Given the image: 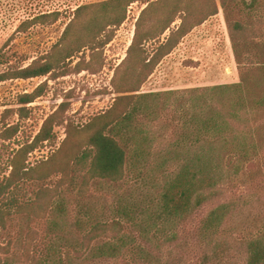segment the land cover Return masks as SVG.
<instances>
[{
    "label": "rangeland",
    "instance_id": "1",
    "mask_svg": "<svg viewBox=\"0 0 264 264\" xmlns=\"http://www.w3.org/2000/svg\"><path fill=\"white\" fill-rule=\"evenodd\" d=\"M99 1L101 0H78L80 3ZM150 2L151 7L141 13ZM69 4L74 5L75 2L0 0V73L26 67L33 61H41L52 53L53 46L58 42L59 46L72 45V41L80 36L81 43H87L90 36H87L86 28L95 22L94 18H99L94 17L96 14H101L95 8L83 11L75 18L73 15L65 17L64 13L56 21L37 23L26 30L16 31L20 21L27 18L32 11L30 8L33 11L40 10L39 7L66 9ZM213 4L217 6V12L203 17L206 9ZM188 5L191 6V15L183 17L184 13L179 10ZM171 10L176 13L175 17L169 15ZM242 17L247 15L242 14ZM170 19L174 21L161 33V29ZM71 20L67 42H60L64 29ZM181 25L183 36H180L181 33L173 34ZM109 33L112 36L107 43L95 49L89 46L82 48L67 59L61 69L57 68L43 76L12 78L0 82V177L8 174L9 161L17 150L30 144L44 120L56 111L57 115L52 120L54 137L38 143L25 156L26 162L31 166L46 160L60 147L65 148L68 141L65 144L63 142L69 130L74 134L71 139L77 142L81 135L78 134L79 131L87 132L86 126L92 118L108 110L115 98L121 95L117 92V87L122 90L137 88L139 93L174 91L168 108L159 109L158 119L153 123L144 122V126H149L154 135L148 169L127 170L124 178L118 182L94 180L81 193L76 184L70 185L65 181L60 185L58 195L54 198L62 200L65 212L61 220H64L66 229L72 230L74 237L80 235V230L74 224L78 218L86 223L90 219L91 222L97 219L109 222L118 218L116 209L119 206L128 209L134 207L137 213L152 209L154 198L160 191L167 172L175 168L176 162L169 161L158 169L154 167L167 157L168 150L178 148L175 145L176 138L182 136L186 127H189V115L201 108V102L197 99L198 93L193 90L240 81L220 0L135 1L125 7L122 23L107 27L96 41H102ZM135 34V48L141 47L144 50L142 56L146 61L155 58L152 71L135 63L137 54L131 52L128 55V48ZM171 35L166 49L172 47L168 54L162 55L165 49L160 48V45ZM260 39L257 38L254 42L259 43ZM250 52L253 62L258 61L257 49H251ZM61 70H65V74H58ZM256 76V71L252 69L251 77L258 81ZM256 80L253 82L257 83ZM38 86H42L39 96L27 104L19 103L23 94L32 93ZM175 97H188V100L178 108ZM192 103L196 106L193 107ZM20 107H25L21 112L22 116L18 110ZM245 127L251 128L258 141L261 162L244 164L235 179L222 184L214 198L194 211L186 220L172 228H163L158 223V228H148L147 237L141 238L132 221L119 217L123 224L122 232L134 239L121 255L111 260H85L87 253L78 257L79 254L64 247L61 253L65 264L69 261L72 264H243V242L258 235L264 225V109L251 113L249 124ZM189 143L195 144L190 141L180 142L183 145ZM222 164L227 165V169H232L225 159ZM58 177L53 176L48 185L54 186ZM221 203L230 204L226 219L215 232L205 230L204 222L208 213ZM56 217L58 216L54 208L44 217L24 216L18 218L9 230L13 234L19 232L22 244L28 232L34 231L29 235L32 240L30 248L43 255L48 246L55 244L51 219ZM141 218L139 214L136 222L139 223ZM111 238V235L100 237L92 245ZM215 240L228 243L226 250H221L218 256L214 254ZM7 241L8 237L4 239L3 245ZM22 244L11 245L10 254L16 253L12 264H30L31 259L26 260ZM134 244L149 252L151 257H147L151 259L137 250L133 251Z\"/></svg>",
    "mask_w": 264,
    "mask_h": 264
},
{
    "label": "trees",
    "instance_id": "2",
    "mask_svg": "<svg viewBox=\"0 0 264 264\" xmlns=\"http://www.w3.org/2000/svg\"><path fill=\"white\" fill-rule=\"evenodd\" d=\"M135 1L139 0H101L92 3L70 0L75 4L67 5L66 9L39 7L40 10L33 11L34 9L30 8L32 11L26 16L27 18L20 21L16 28L17 32L37 23L56 21L64 13L65 17L73 15L75 18L81 12L95 8L101 14H96L94 17L99 18H94L95 22L86 28V34L90 36L87 43H81L80 36L72 41V45L59 46L58 42L53 46L52 53L41 61H33L26 67L0 73V82L12 78L27 79L46 75L60 68L67 59L82 48L89 46L95 49L104 45L110 40L112 33L106 35L102 41H96L98 36L107 27L121 24L125 18V7ZM151 4L152 2L148 3L141 13L149 9ZM220 6L227 21L240 81L193 90L198 93L197 99L201 102L199 103L201 108L189 115L187 120L189 127H186L182 136L176 138L175 145L178 148L168 150L167 157L156 163L154 167L158 169L169 161L176 162L175 168L167 172L160 191L154 198L152 209H146V212L142 210L139 213L134 207L128 209L119 206L116 209L118 218L132 221V225L138 228L141 238L147 237L148 228H158V223H161L163 228L165 226L172 228L186 220L194 211L213 199L222 184L235 179L244 164L261 162L258 141L251 128L245 126L249 124L251 113L264 109V0H220ZM179 12L184 13L183 17H189L191 6L183 7ZM216 12L217 6L213 4L206 9L203 17L214 15ZM175 14L172 10L169 11L171 17H175ZM242 14H246L247 17H242ZM72 20L64 29L60 42H67ZM173 21L174 19H170L165 23L161 33L169 28ZM182 30L181 25L173 34H179ZM180 36H183V33ZM135 37L136 34L128 48V55L134 52L137 54L135 63L152 71L156 63L155 58L146 61L142 56L144 50L141 47L135 48ZM171 37L172 35L160 45V48L165 49L162 55L168 54L172 47L166 49ZM257 38H261L259 43L254 42ZM254 48L258 51L256 62H253L250 52ZM0 63H2L1 57ZM252 69L257 73L258 81L254 79L257 83H254L251 77ZM65 72L61 70L58 74ZM138 91L137 88L122 90L117 87V92L121 95L115 98L108 110L92 118L86 126L87 132L79 131L78 134L81 135L77 142L71 139L74 134L69 130L63 142L65 144L68 141V145L65 148L60 147L50 157L36 165H29L25 156L38 143L54 137L52 120L57 115V111L44 120L30 144L17 150L9 161L8 174L0 177V264H12L16 253L10 254L11 245L22 244L19 232L13 234L9 227L18 218L44 217L53 208L58 216L51 219V231L56 238L55 244L48 246L45 254L40 255L36 253L37 250L33 251L30 248L32 240L29 239V235L34 231L28 232L22 244L24 246L22 251L26 260L31 259L28 260L30 264H65L66 261L61 253L64 247L79 254L78 257L87 253L85 260L96 258L111 260L121 255L129 242L132 240L134 242L132 236L122 232L123 224L118 218L109 222L98 219L91 222L90 219L88 223L78 218L74 224L80 230V235L74 237L72 230L66 229L64 220H61L65 212L64 204L62 200H55L54 197L58 195V189L65 181L70 185L76 184L81 193L86 191L94 180L118 182L124 178L127 170L149 168L154 135L149 126H144V122L153 123L158 119L159 109L168 108L174 91L148 93ZM41 92L42 86H38L32 93L23 94L19 103L27 104ZM187 100L188 97H175L178 108H181ZM192 106L195 107L196 104L192 103ZM24 108L18 109L20 116ZM182 141L195 144L183 145L180 144ZM224 159L227 164H231V170L226 168L227 165L223 166ZM53 176H59L57 183L49 186L48 181H51ZM78 178L80 180H76ZM229 210V203H221L210 210L204 222V229L215 232L226 219ZM139 214L142 218L138 223L136 218ZM108 235L112 237L110 240L92 245L98 238ZM6 237L8 241L3 245ZM214 244L215 256H218L221 250H226L228 245L224 240H215ZM133 247V251L137 250L146 257H151V254L140 245L134 244ZM243 247V264H264V225L258 235L243 242ZM67 264H72V261Z\"/></svg>",
    "mask_w": 264,
    "mask_h": 264
}]
</instances>
